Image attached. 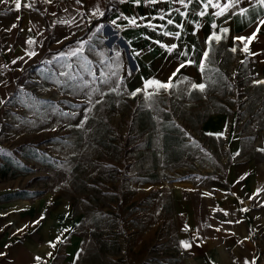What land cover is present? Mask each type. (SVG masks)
<instances>
[{
  "label": "rangeland",
  "instance_id": "rangeland-1",
  "mask_svg": "<svg viewBox=\"0 0 264 264\" xmlns=\"http://www.w3.org/2000/svg\"><path fill=\"white\" fill-rule=\"evenodd\" d=\"M204 3L21 0L19 10L11 0L0 3V264L10 249L17 260L28 244L41 259L27 264L196 259L179 243L191 242L193 232L179 211L191 198L186 190L196 191L203 218L220 177L242 180L240 164L264 163V84L254 83L264 80V27L247 53L234 40L256 31L264 7L240 0L222 16L211 5L200 16ZM97 6L103 15L93 16ZM212 33L222 39L209 45ZM157 41L177 47L170 53ZM205 50L210 63L201 73ZM188 59L196 63L180 69L172 90L151 100L130 95L146 80L167 82ZM188 81L207 88L192 90Z\"/></svg>",
  "mask_w": 264,
  "mask_h": 264
},
{
  "label": "crops",
  "instance_id": "crops-1",
  "mask_svg": "<svg viewBox=\"0 0 264 264\" xmlns=\"http://www.w3.org/2000/svg\"><path fill=\"white\" fill-rule=\"evenodd\" d=\"M28 22L31 26L29 33L35 37L37 29L30 20ZM38 25L41 26L40 20ZM240 165L247 176L243 175L242 177L245 178L242 180L236 176L234 180H230L231 182L220 177L221 186L218 188L217 197L210 195L208 201L205 200L210 207L208 209V205L204 206L203 218L196 217L197 211L194 208L196 198H193L196 191L186 190L191 198L183 201L179 211L184 212L182 218L193 230L189 235L192 238L190 249L194 251L196 257L192 261L188 260L187 264H244L246 259L248 261L255 259L256 264H264V163L251 162ZM256 189H262V191L254 199H249ZM214 199H218V203L215 201L216 210L218 205V216L214 215L216 210H212ZM245 208L248 209L247 212L241 211ZM225 211L228 213L227 216L224 215ZM237 220L241 223H235ZM226 221H233V223H226ZM176 222L177 218L174 222L172 220L170 226L173 228ZM216 228L221 230L216 231ZM216 236L219 238L217 241H215ZM246 237L250 239H245ZM28 245L18 248L20 255L17 260L12 256V252L10 253V249L6 253L8 257L4 258L6 264H18V262L27 264L26 262L30 259L34 260L36 257L34 253H31L32 244ZM0 253H3V250ZM2 256L0 255V258Z\"/></svg>",
  "mask_w": 264,
  "mask_h": 264
},
{
  "label": "snow or ice",
  "instance_id": "snow-or-ice-1",
  "mask_svg": "<svg viewBox=\"0 0 264 264\" xmlns=\"http://www.w3.org/2000/svg\"><path fill=\"white\" fill-rule=\"evenodd\" d=\"M9 2V0H0V3H5L7 4ZM11 2L14 4L16 10H19L21 8V0H11ZM43 2L45 3H51V0H43ZM77 4L81 3V0H76ZM140 0H136V3H139ZM151 3H155L156 0H150ZM174 3H179L181 5H184L185 7H187V5L185 4V0H173ZM189 2H191V0H189ZM240 3V0H230L229 3H225L223 5L219 4V3H213V0H207V3H204L203 5V9L199 11V15L200 16H204L205 15V10H207L209 8V6L211 5L212 8H219L220 11L216 12L215 15L216 16H222L224 15V13L226 11H228L229 9L231 8H234L236 7V5ZM257 3L260 7H264V0H257ZM27 7H31V5H25ZM65 11H67V9H65ZM176 12H180V9L177 8L175 9ZM247 10L244 9L242 11V14H244V12H246ZM193 12H196V9H193ZM97 13H100V15H103L102 12H100V9L99 7L97 6L96 7V11L93 12V16H95ZM181 15H184V13H180ZM161 19H164V17H161ZM167 24L168 25H172L174 23V21L172 19H168L167 21ZM61 23H70L69 21H61ZM129 23L130 24H136V19L135 18H132L129 20ZM113 24H115V21H113ZM149 26H151V24L149 23ZM264 26V19L260 20L259 23L257 24V28H256V31H254L251 36L249 37H235L234 40H237V41H240L243 43V51L244 52H248L249 49H248V43L247 42H250L251 40L255 39L256 35H257V32L259 31L260 27ZM12 28H15L16 25L13 24L11 26ZM177 27H182V25H177ZM212 27H216V25H212ZM10 30V29H9ZM100 29H97V31H99ZM219 31L221 33H228L229 29L228 28H221L219 29ZM163 35L165 36H174L176 38H179L180 37V33L179 32H175V33H172V32H167L165 31L163 33ZM65 39H67V37H65ZM222 39V36L221 35H218L216 33H212L211 36L209 37V39L206 41L207 44H211L212 41H220ZM59 42V41H58ZM27 44L31 45L33 43H35L34 40L32 39H28L26 41ZM156 43L160 44L161 47H164L167 49L168 52H172L173 49H175L177 47L176 44H171L170 46L169 45H165V44H162L160 41H157ZM82 50L81 49H77L75 51H73L71 53V55L75 56V55H78L79 52ZM232 52H236L237 51V48L236 47H233L231 49ZM182 55H185L187 56L188 54L185 53V52H182L181 53ZM27 55L30 57L36 55L35 52H28ZM23 59V58H21ZM13 63H16L15 60H13ZM196 61L195 60H192V59H188L184 62H181L180 65L177 67V69L173 72L172 76H170L168 78V81L167 82H161L159 80H155V79H152V80H146L144 81L143 85H142V88H138V89H135L133 90L130 95L132 96H135L137 95L138 93H141L143 92L145 94V98L148 99V100H151L153 98L154 95H157L159 94V92L161 90L163 91H170L172 90L176 85L173 83V80L174 78L177 76V74L180 72V69L181 68H184L186 65H190V64H195ZM206 63H210V59H209V51L208 50H205L202 52V55H201V58H200V61L197 65L199 71L201 73H204L206 71ZM184 80L186 81L187 80V77L184 78ZM183 82V81H182ZM188 83L190 84V88L192 90H198L200 91L201 93H203L206 88H207V84L206 83H195V82H191V81H188ZM254 83L256 84H264V80H257V81H254ZM148 89H153L152 92H149ZM115 90V89H113ZM89 102H91V98H89ZM100 101H96V103H99ZM0 103H2V101H0ZM227 129V125H225V130ZM217 135V138H220L223 133H218L216 134ZM258 151H261V152H264V149H258ZM236 155H239V153H236ZM247 176V174H245V177ZM245 177H241V179L245 178ZM262 191V189H256L255 193L253 194V196H250L249 199H254L256 196H258L260 194V192ZM205 195H208L207 193ZM241 203H243V201H241ZM241 211H244V212H247L248 209L245 208V209H241ZM224 215L227 216L228 213L225 211L224 212ZM41 219H43V217H41ZM226 223H233V221H226ZM235 223H241V221L237 220L235 221ZM209 227H211V225H209ZM185 230H187V227L185 228ZM216 231H220L221 229L220 228H216L215 229ZM22 231V229H21ZM197 239H199V237H196ZM245 239H250V237H246ZM57 241H59V237H57ZM243 241H241L242 243ZM180 246L183 247L184 249H189L192 247V243H190L189 241H186V240H181L180 242ZM49 245L53 248L56 247V243L55 242H52L50 241L49 242ZM0 255H3V253H0ZM49 256H51L52 254L51 253H48ZM37 261H39L41 258L40 257H36L35 258ZM244 264H256V260L253 259L251 261H248L247 259L244 261Z\"/></svg>",
  "mask_w": 264,
  "mask_h": 264
},
{
  "label": "trees",
  "instance_id": "trees-1",
  "mask_svg": "<svg viewBox=\"0 0 264 264\" xmlns=\"http://www.w3.org/2000/svg\"><path fill=\"white\" fill-rule=\"evenodd\" d=\"M107 16H108V12H106V13L104 14L103 19L107 18Z\"/></svg>",
  "mask_w": 264,
  "mask_h": 264
},
{
  "label": "bare ground",
  "instance_id": "bare-ground-1",
  "mask_svg": "<svg viewBox=\"0 0 264 264\" xmlns=\"http://www.w3.org/2000/svg\"><path fill=\"white\" fill-rule=\"evenodd\" d=\"M112 37V36H111ZM115 42H117V41H115L114 39H113V43L115 44Z\"/></svg>",
  "mask_w": 264,
  "mask_h": 264
}]
</instances>
